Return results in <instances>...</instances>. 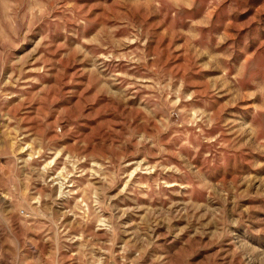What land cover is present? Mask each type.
<instances>
[{
    "label": "rangeland",
    "instance_id": "rangeland-1",
    "mask_svg": "<svg viewBox=\"0 0 264 264\" xmlns=\"http://www.w3.org/2000/svg\"><path fill=\"white\" fill-rule=\"evenodd\" d=\"M0 264H264V0H0Z\"/></svg>",
    "mask_w": 264,
    "mask_h": 264
}]
</instances>
